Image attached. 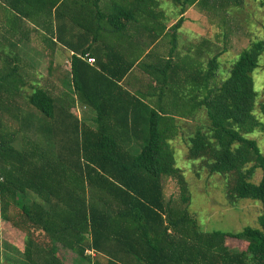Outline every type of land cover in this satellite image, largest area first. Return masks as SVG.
<instances>
[{"label": "trees", "instance_id": "trees-1", "mask_svg": "<svg viewBox=\"0 0 264 264\" xmlns=\"http://www.w3.org/2000/svg\"><path fill=\"white\" fill-rule=\"evenodd\" d=\"M106 1L79 0L82 20L75 21L74 0H0V24L12 31L16 25H8V13L32 20L33 14L50 17L54 12L49 27L58 42L74 52L70 67L74 93L96 114L97 129L92 131L48 91L28 82L19 62L17 66L2 61L6 67L0 68V112L20 96L27 101L24 114L16 106L24 130L19 142L0 120V222L24 235V263L69 264L61 256L66 251L75 257L71 264H264V156L249 138L264 132V123L256 116L253 80L264 40L252 41L231 64L227 77L219 79L218 54L205 66L199 48L193 56L188 48L187 54L176 52V31L191 7L218 11L229 0H170L178 19L166 33L169 19L157 1ZM92 18L97 19L91 25H97L98 37L76 47L74 31L80 30L77 39H83L90 33ZM129 28L137 35L141 31L147 48L160 39L167 40L169 48L167 59H156L150 52L146 58L156 61L142 64L161 99L153 106L140 99L141 92L134 93L122 116L120 103L99 100L100 92L82 81L119 79L132 71L142 54L137 44H130L125 66L119 48L107 44L110 39L132 43L134 34L123 33ZM95 44L104 48L111 65L92 76L88 73L93 69L77 54L85 56ZM201 110L207 124L188 135L186 158L208 175L224 179L230 205L258 202L256 227L203 232L189 214L188 184L175 166L170 142L180 136L179 122ZM121 120H129L127 131L116 128ZM130 141L135 143L130 146ZM256 170L261 178L254 183ZM168 180L176 183L177 198H165L163 185ZM227 239L238 240L242 249H229Z\"/></svg>", "mask_w": 264, "mask_h": 264}, {"label": "rangeland", "instance_id": "rangeland-1", "mask_svg": "<svg viewBox=\"0 0 264 264\" xmlns=\"http://www.w3.org/2000/svg\"><path fill=\"white\" fill-rule=\"evenodd\" d=\"M155 1L158 2V9L166 14V18L178 19L175 9L173 12L170 0ZM242 1L241 4H237L234 0H229L221 10L219 8L218 11L211 12L200 11L195 6L188 14L192 25L183 27L182 24L181 28L176 31L179 51L187 54L185 49L188 48L190 55L193 56L196 48L201 49L205 66L211 57L218 54L219 79L227 77L226 72L231 64L252 41L264 40V0ZM253 80L254 88L258 92L256 116L264 123V109L262 112L259 108L261 104L264 106V53L259 68L254 72ZM13 103V107L5 106L3 113L0 112V120L5 131L15 133L17 143L24 134V130L19 126L20 115L17 118L16 106L21 107L20 114H24L27 110L24 107L27 101L20 96ZM200 124H207L205 113L202 110L189 119H182L180 136L170 142L175 166L183 172L188 184L189 214L197 222L199 230L203 232L234 233L241 231L244 227H256L257 218L261 212L258 202L244 200L235 206L230 205L225 195L224 179L219 175H208L206 171L199 170L197 162L186 158V139ZM30 137H32L31 134ZM249 138L255 140L264 156V132H256ZM260 178L261 171L256 170L253 182L257 183ZM163 186L166 199L178 197L179 191L174 181H165ZM12 213L10 212V215ZM23 239L24 235L15 230L10 223L0 222V264H25L21 254ZM226 245L233 251L242 249L241 242L235 239H227ZM63 255L70 264L75 259L73 254L66 251Z\"/></svg>", "mask_w": 264, "mask_h": 264}, {"label": "crops", "instance_id": "crops-1", "mask_svg": "<svg viewBox=\"0 0 264 264\" xmlns=\"http://www.w3.org/2000/svg\"><path fill=\"white\" fill-rule=\"evenodd\" d=\"M74 2L73 19L75 21H81L82 19L79 17L80 9L77 6L79 0H74ZM106 2V0H103V3ZM114 2L122 3L123 0H108V4ZM24 7L26 8V6ZM192 10L193 7L188 9L183 15V27H187L190 24L192 25L188 18V14ZM15 15L16 16H13L10 13L6 14V16L11 18V23H8V25L11 27L16 25V27H13L14 31L10 30L7 26L4 27L0 24V68L6 67L5 64H2V61H11L13 65H17L16 62H19V68L21 67V69L25 71L27 78L29 79L28 82L41 86L42 89L48 91L57 99V101H59L60 105L68 108L69 113L76 117L80 123H85L90 130L95 131L97 129L95 121L96 114L92 109L83 106L79 102L78 97L73 90L70 67L71 57L74 55V52L60 44L57 40L55 30L49 27V21L55 19L54 12H52L50 17L43 12L33 14V16H31V18H33L32 20L28 17L19 16L16 13ZM96 20L97 19L95 18L90 19V25L94 24ZM176 20L177 18H169L166 24L165 33L176 22ZM59 23L61 24L60 19ZM54 25L53 22V27ZM45 28H49V30L47 31ZM139 31L140 30L138 29V32ZM89 32L88 35L81 36L83 39H77L78 36H80L78 35L80 30L76 29L74 31V42L76 43V47L84 46L88 42L90 43L93 38L98 37L99 29L97 25H91ZM123 33L134 34L135 30L130 29L129 33L123 30ZM141 35V31L138 35L134 34L135 39H133L132 43L129 42L130 40L114 41L111 39L110 43H107L108 45L117 48V50L119 48L120 51H118L126 57L122 64L124 66L125 62L130 59V44H137L140 53L142 51V54L135 62L132 71L126 76L119 79L108 78V81H103L97 77H94V79L90 81H86L85 79L82 81L84 86H94L95 89L100 92L98 93L99 100L107 101L111 105L114 104V101H116L118 105L120 103L122 107V116H124V112L128 109L127 108L125 111V105L126 107L128 106L129 99L134 96V93L141 92L140 99L148 101L153 106L157 100L161 99L159 92L155 93V82L148 77L142 64L156 61V59H167L168 55H166V53L169 45L167 40L161 41L160 39L150 48H147V41L146 39H142L144 36ZM150 52L155 54L156 59H154L153 56L146 58ZM176 52H180L178 47ZM77 57L87 63L89 68L93 69V72L88 73V75L92 76L94 75V72L102 73V66L111 65L107 58V52H105L104 48L99 44L93 45L92 49L89 50L85 56L77 54ZM89 58L95 59L94 63H88L87 59ZM171 60L174 63L176 58L172 57ZM82 78L84 77H81L80 79ZM97 82H101V85H98ZM128 127L129 120L127 122L121 120L116 124L118 130L127 131ZM134 143V141H130L129 145L132 146ZM61 256L65 257L63 254H61ZM91 256H93V254H91ZM65 259L66 263H69L68 259Z\"/></svg>", "mask_w": 264, "mask_h": 264}, {"label": "built area", "instance_id": "built-area-1", "mask_svg": "<svg viewBox=\"0 0 264 264\" xmlns=\"http://www.w3.org/2000/svg\"><path fill=\"white\" fill-rule=\"evenodd\" d=\"M87 62H88V63H94V60L90 58V59H87ZM87 253H88V254H91V253H89V252H87Z\"/></svg>", "mask_w": 264, "mask_h": 264}]
</instances>
